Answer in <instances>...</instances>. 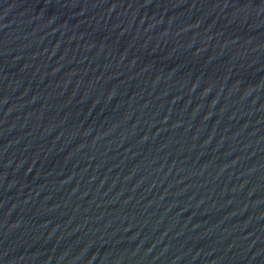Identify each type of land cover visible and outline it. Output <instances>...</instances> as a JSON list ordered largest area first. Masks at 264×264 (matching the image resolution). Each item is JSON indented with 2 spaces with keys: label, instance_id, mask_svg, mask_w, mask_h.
<instances>
[{
  "label": "water",
  "instance_id": "95a60500",
  "mask_svg": "<svg viewBox=\"0 0 264 264\" xmlns=\"http://www.w3.org/2000/svg\"><path fill=\"white\" fill-rule=\"evenodd\" d=\"M0 264H264V0H0Z\"/></svg>",
  "mask_w": 264,
  "mask_h": 264
}]
</instances>
